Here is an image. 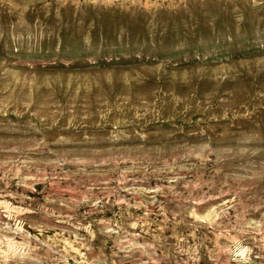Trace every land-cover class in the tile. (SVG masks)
I'll return each instance as SVG.
<instances>
[{
  "label": "rangeland",
  "instance_id": "rangeland-1",
  "mask_svg": "<svg viewBox=\"0 0 264 264\" xmlns=\"http://www.w3.org/2000/svg\"><path fill=\"white\" fill-rule=\"evenodd\" d=\"M0 264H264V0H0Z\"/></svg>",
  "mask_w": 264,
  "mask_h": 264
}]
</instances>
